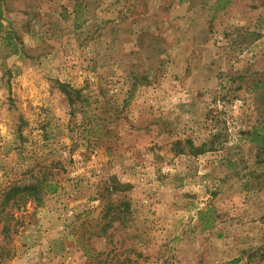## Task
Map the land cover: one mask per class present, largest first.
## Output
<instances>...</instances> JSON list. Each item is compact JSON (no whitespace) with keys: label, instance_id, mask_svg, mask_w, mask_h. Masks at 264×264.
Wrapping results in <instances>:
<instances>
[{"label":"rangeland","instance_id":"rangeland-1","mask_svg":"<svg viewBox=\"0 0 264 264\" xmlns=\"http://www.w3.org/2000/svg\"><path fill=\"white\" fill-rule=\"evenodd\" d=\"M0 264H264V0H0Z\"/></svg>","mask_w":264,"mask_h":264},{"label":"trees","instance_id":"trees-1","mask_svg":"<svg viewBox=\"0 0 264 264\" xmlns=\"http://www.w3.org/2000/svg\"><path fill=\"white\" fill-rule=\"evenodd\" d=\"M202 148H200L198 151H200ZM58 188L57 184H54L48 180H45L44 182L38 183V182H31L27 184L24 188L15 187L11 190L12 196L14 197L18 194L26 195L28 200L35 199L39 202L41 201V192L42 190H45L46 192H55Z\"/></svg>","mask_w":264,"mask_h":264},{"label":"built area","instance_id":"built-area-1","mask_svg":"<svg viewBox=\"0 0 264 264\" xmlns=\"http://www.w3.org/2000/svg\"><path fill=\"white\" fill-rule=\"evenodd\" d=\"M239 103H241V102H237V104H236V105H238Z\"/></svg>","mask_w":264,"mask_h":264}]
</instances>
